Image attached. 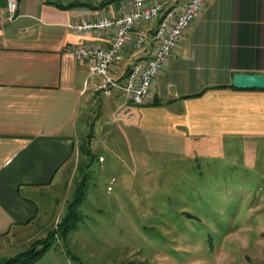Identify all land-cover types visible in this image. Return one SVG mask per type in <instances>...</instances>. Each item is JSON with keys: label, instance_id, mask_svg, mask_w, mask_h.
Here are the masks:
<instances>
[{"label": "crops", "instance_id": "1", "mask_svg": "<svg viewBox=\"0 0 264 264\" xmlns=\"http://www.w3.org/2000/svg\"><path fill=\"white\" fill-rule=\"evenodd\" d=\"M128 1L16 0L10 13L0 0V254L42 230L46 189L80 148L90 113H130L124 124L174 139L264 137V89L232 84L235 73L264 74V0H206L142 105L90 76L86 61L68 51L108 45L110 31L77 33L69 24L118 16ZM73 2L93 7H67ZM134 55L130 46L109 75L124 83ZM138 55L149 57L150 45Z\"/></svg>", "mask_w": 264, "mask_h": 264}, {"label": "rangeland", "instance_id": "2", "mask_svg": "<svg viewBox=\"0 0 264 264\" xmlns=\"http://www.w3.org/2000/svg\"><path fill=\"white\" fill-rule=\"evenodd\" d=\"M130 116L90 113L42 230L0 262L47 247L39 263L264 264V137L174 139Z\"/></svg>", "mask_w": 264, "mask_h": 264}, {"label": "built area", "instance_id": "3", "mask_svg": "<svg viewBox=\"0 0 264 264\" xmlns=\"http://www.w3.org/2000/svg\"><path fill=\"white\" fill-rule=\"evenodd\" d=\"M206 0H186L178 6H165L160 0H129L122 13L115 17L99 15L80 22H72L69 28L77 33L87 31H110L108 45L92 43L71 47L79 60L86 61L90 76H101L105 85L117 88L135 105L147 100L157 77L168 62L172 50L178 45L186 29L201 14ZM7 9L13 13L16 0H7ZM157 21L153 33L149 27ZM150 45L151 55H138ZM135 53L124 83L109 75L111 65L123 59L127 48ZM104 86V84H103Z\"/></svg>", "mask_w": 264, "mask_h": 264}, {"label": "trees", "instance_id": "4", "mask_svg": "<svg viewBox=\"0 0 264 264\" xmlns=\"http://www.w3.org/2000/svg\"><path fill=\"white\" fill-rule=\"evenodd\" d=\"M72 5H86V6H90L93 7L90 3H82V2H73L70 3L69 5H67V7H70ZM157 21L156 23L151 27L150 32L153 33V29L156 27ZM130 70V66L128 65L126 67L125 73H124V77H126V75L129 73ZM76 203H78V201H76ZM73 205V204H72ZM69 205V214L63 221L62 223L64 224V227L69 223V225L71 226V224H73V220H74V216L73 213L70 210H74V206L75 205ZM68 225V226H69ZM69 226V227H70ZM68 228V227H67ZM52 235V233H50ZM47 250V247H43L42 249H36V248H30L28 250H24L22 252H20L19 254H17L15 257L12 258H8L6 260H2L0 262V264H33L35 263L40 256Z\"/></svg>", "mask_w": 264, "mask_h": 264}, {"label": "water", "instance_id": "5", "mask_svg": "<svg viewBox=\"0 0 264 264\" xmlns=\"http://www.w3.org/2000/svg\"><path fill=\"white\" fill-rule=\"evenodd\" d=\"M232 84L237 88H262L264 89V74L235 73Z\"/></svg>", "mask_w": 264, "mask_h": 264}]
</instances>
